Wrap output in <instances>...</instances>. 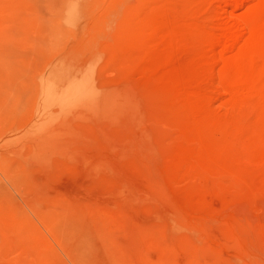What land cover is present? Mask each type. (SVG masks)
<instances>
[{
	"label": "rangeland",
	"instance_id": "374dc122",
	"mask_svg": "<svg viewBox=\"0 0 264 264\" xmlns=\"http://www.w3.org/2000/svg\"><path fill=\"white\" fill-rule=\"evenodd\" d=\"M260 9L0 0V264H264Z\"/></svg>",
	"mask_w": 264,
	"mask_h": 264
},
{
	"label": "bare ground",
	"instance_id": "6f19581e",
	"mask_svg": "<svg viewBox=\"0 0 264 264\" xmlns=\"http://www.w3.org/2000/svg\"><path fill=\"white\" fill-rule=\"evenodd\" d=\"M255 14V16H254V18H253V21H254V23H252V28L250 29L251 31H249V29H248V31L250 32L249 34H250V37L247 39V41L245 42V44L241 47V49L238 51L237 49V51H238V53H236V55H237V57H236V59L237 58H240V59H243V60H245L246 62H250V61H252V60H254V59H258V62H259V60H262V61H264V32H263V34L262 33H260V31H259V25H261L260 23H261V19H262V17H263V15H262V13H264V12H262L261 13V9L260 10H255V11H253ZM263 19H264V17H263ZM263 23V22H262ZM251 24V23H250ZM250 24H248L247 25V27L249 28L250 27ZM227 31V30H226ZM225 31V32H226ZM263 31V30H262ZM230 33H231V31H229ZM229 36V35H228ZM230 36H232V35H230ZM229 36V37H230ZM220 39V38H219ZM222 39V38H221ZM227 40V39H226ZM243 40V39H242ZM245 40V39H244ZM225 41V40H224ZM232 41V40H231ZM224 43V42H223ZM240 43V42H239ZM220 44V43H219ZM218 44V45H219ZM225 45H227L226 43H225ZM229 45V44H228ZM236 45H238V44H236ZM223 47H224V45H222ZM221 50V49H220ZM232 50V49H231ZM234 50V49H233ZM229 51V50H228ZM229 53V52H228ZM227 53V54H228ZM235 54V53H234ZM233 55V54H232ZM222 56V55H221ZM231 58V57H230ZM229 58V59H230ZM233 61V60H232ZM229 62H231L230 60H229ZM240 62H242V60L240 61ZM255 62V61H254ZM7 63V62H6ZM238 63V62H237ZM260 63V62H259ZM264 63V62H263ZM224 64H227V63H224ZM223 64V65H224ZM231 64H232V62H231ZM230 64V65H231ZM245 64H247V63H245ZM228 66V67H230L231 69L233 68L232 66ZM242 65H244V64H242ZM252 65V64H251ZM250 65V66H251ZM248 66V65H247ZM253 67V66H252ZM249 68V67H248ZM251 68V67H250ZM258 68V67H257ZM224 70V69H223ZM234 70V69H233ZM246 70H249V69H246ZM253 70V69H252ZM251 70V71H252ZM229 71V70H228ZM250 71V72H251ZM221 72H223V71H221ZM256 72V71H255ZM237 73V72H236ZM251 73H253V72H251ZM223 74V73H222ZM234 76H235V72H234V74H233ZM244 75V74H243ZM248 76H249V74H247ZM247 75H244V76H247ZM224 75H221V77H223ZM233 76V77H234ZM236 76H237V74H236ZM251 76H252V74H251ZM251 76H250V78H251ZM220 77V76H219ZM220 77V81H222V80H225V82L226 81H230L231 82V84L230 85H238V84H240L239 86H241V85H243V86H245L247 83H246V79L243 81V79H240V78H242V77H239V76H237V77H239V79L240 80H242V81H239V80H236V79H238V78H232V76H230V71L228 72V74L226 75L225 74V76H224V79H222ZM232 79H231V78ZM249 78V79H250ZM254 78H256V77H254ZM263 80V79H262ZM263 82V81H262ZM261 82V83H262ZM222 83H224V82H222ZM248 85V84H247ZM243 86H241V87H239V88H237V89H235V90H233L232 92H231V99H232V101L235 103V104H242V103H244L245 104V101H247L248 99H253V100H256V102H255V107L256 108H258V107H260L261 109H263L264 110V84H256V83H254V84H251V85H248V86H245V88L243 87ZM232 87V86H231ZM236 87H238V86H236ZM235 86H234V88H236ZM228 90V89H227ZM226 93H227V91H226ZM229 93V92H228ZM229 95V94H228ZM247 103V102H246ZM250 103H251V101L250 102H248V105H250ZM252 104V103H251ZM253 105V104H252ZM243 106V105H242ZM254 106V105H253ZM259 110V109H258ZM261 112L262 111H259V113L261 114ZM257 115H259V114H257ZM260 119V118H259ZM260 121V120H259Z\"/></svg>",
	"mask_w": 264,
	"mask_h": 264
}]
</instances>
